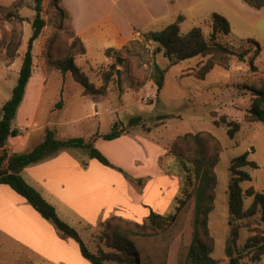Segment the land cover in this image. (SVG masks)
Instances as JSON below:
<instances>
[{"label":"rangeland","instance_id":"1","mask_svg":"<svg viewBox=\"0 0 264 264\" xmlns=\"http://www.w3.org/2000/svg\"><path fill=\"white\" fill-rule=\"evenodd\" d=\"M145 1L148 6L152 2ZM152 4H158V9L163 10L161 17L156 18L158 16L152 15L150 6L141 8L134 0H44L43 16L46 26L33 48L34 66L30 91L13 125L18 127L20 123L26 130L31 127V116L39 101L38 82L45 75L47 88L34 123V127L38 128L33 132L29 129L26 149H32L42 142L50 129L60 139L83 137L112 163L105 165L98 159L91 158L88 149H64L58 153L66 152L77 160L85 170L91 171L95 180L85 178V182L70 171L64 177H71L73 189L69 187L68 190L55 193L45 186H35L56 206L60 217L78 229L94 252L100 247L106 248L100 239V223L110 216L105 211L108 202H111L110 195L105 194L103 197L101 182L109 177L111 183L119 185L120 182L115 181L116 175L113 176L115 173L137 186L154 180L156 189L149 194L151 196L148 202L152 205H148V208L161 209L168 217L176 215V219L158 236L135 238L142 264L184 263L192 239L194 205L189 204L177 212V198L185 181V170L169 153V148L180 135L212 132L225 147L217 166V204L210 220L211 231L216 240L212 256L220 260L217 264H230L226 255L232 229L228 189L231 181L230 167L235 157L248 154L249 160L258 164L257 168H244L251 174L252 180L242 183L243 190L254 187L264 193V123L251 122L246 118L255 98L253 89L264 88V9H255L244 2L242 5L236 4L233 0H202L195 6L200 7L196 11L189 8L183 10L186 16L180 24L183 32L200 26L205 35L210 36L212 28L207 20L210 14L221 13L232 25L231 34L223 36L222 42L240 51L251 46L249 38L255 39L260 42L262 53L254 61L256 68L250 62L253 52L245 61L234 56L230 69L217 66L204 80H199L192 74L208 57L183 60L169 68L165 86L158 93L153 78L154 65L158 63L166 67L168 61L158 52L157 43L147 38V34L160 31L178 21L179 6L185 2L169 0L167 7L160 6L159 1ZM34 6V0H0V41L5 36H10L14 29L21 38L16 58L8 57L6 50L0 48V115L3 113L2 103L12 97L13 89L18 83L23 58L33 34ZM8 12L18 13L25 20L7 21L5 14ZM74 34L80 37L85 48V53L75 54V61L97 86L102 85V70L114 64L117 57L123 58L124 62L118 65L122 71V92L116 84H111L106 95H85L83 86L70 73L63 75L56 69L50 55L53 41L57 37L68 38ZM108 49L113 50L110 56H107ZM61 100L60 107L58 104ZM135 116L142 117L141 125L130 127L129 121ZM222 118L240 124V130L234 137L229 135L230 126L226 122L219 125L215 123V120ZM116 122L119 123V129L127 128L129 133L117 139H105L103 135L110 133ZM97 179L102 180L99 183ZM122 186L120 184L121 189H125ZM125 190L123 191L127 197L137 199L138 194L134 193V188L133 192L128 191L132 195ZM252 200L253 197L246 196V208ZM26 205L32 208V213L26 212L19 219L28 222V227L34 228L37 224L45 228L47 224L53 231H58L52 221L43 218L27 201ZM132 208L128 205L125 208L119 206L111 213L132 214ZM140 219L138 220L142 221ZM58 233L57 235L60 234ZM250 235L247 229H242L240 245ZM2 237L0 235V264H54L42 257L23 252L15 242ZM85 260V264H92ZM57 264L84 263H79L71 253V257L67 256L66 260Z\"/></svg>","mask_w":264,"mask_h":264},{"label":"trees","instance_id":"2","mask_svg":"<svg viewBox=\"0 0 264 264\" xmlns=\"http://www.w3.org/2000/svg\"><path fill=\"white\" fill-rule=\"evenodd\" d=\"M35 1V18L33 20V34L28 42V47L23 58L19 72L17 85L13 89L12 97L3 106V117L0 120V147L9 143L10 137L21 134L19 129L13 125L18 110L25 98L26 89L33 76L35 41L42 34L46 26L44 13V0ZM255 9L264 8V0H242ZM7 21H24L18 13L8 12L5 14ZM180 16L178 21L169 24L160 31L149 32L147 38L157 43L158 52L168 61V66L162 67L158 63L154 65V81L158 93L165 86L166 74L169 68L177 65L183 60L202 56L208 59L196 70L192 76L204 80L217 66L230 69L234 56L240 61H245L247 56L253 52L250 62L256 68L254 61L262 53V46L255 39H248L251 44L248 48L240 51L233 46L221 41L223 36L232 32L229 19L214 12L210 14L207 22L212 28L210 36H206L200 26H194L187 32L181 29ZM69 39H72L70 41ZM21 46V38L17 30H13L10 36H5L0 41V48L6 50L8 57L16 58ZM51 61L58 71L63 75L70 73L73 79L83 86L85 95H106L111 84H116L122 92V71L118 68L124 62L122 57L109 68L102 70V85L97 86L90 81L89 76L79 67L75 61L76 53H85L79 36H68V38L57 37L51 46ZM112 49L107 50V56L111 55ZM255 98L248 110L246 118L251 122L264 123V88L253 89ZM62 100L58 106L61 107ZM142 117L135 116L129 121V126L141 125ZM226 122L229 135L234 137L240 130V124L228 122L225 118L215 120L219 125ZM115 123L112 131L103 135L107 140H113L129 133L127 128H118ZM88 149L90 157L98 159L105 165H112L108 158L83 137L60 139L54 130H48L46 138L29 152L9 153L4 150L0 154V184L8 185L23 196L43 218L52 221L64 238L75 240L81 255L92 264H142L141 252L138 249L135 238L154 237L164 232L174 222L176 215L170 217L150 208V213L142 220L137 221L118 214L110 215L101 225V242L106 248L100 247L98 251H92L76 227L63 220L58 214L57 208L49 202L43 194L31 185L22 172L25 168L35 165L47 158L52 157L64 149ZM225 147L220 139L210 131L197 133H186L178 136L169 153L173 155L185 170V181L181 188V194L177 198V212L186 208L189 204L193 207L192 239L183 264H217L220 262L212 256L216 240L210 227L211 214L216 209L217 188L219 177L217 166L222 159ZM258 167L257 162L251 161L248 154L235 157L232 160L230 171L231 181L229 184V208L231 212L230 225L231 236L229 238L226 255L230 264H264V193L250 187L243 190L242 183L252 180V176L244 168ZM253 197L248 208L245 207V198ZM259 216V218H257ZM247 229L251 235L247 237L244 244L240 245L241 231Z\"/></svg>","mask_w":264,"mask_h":264},{"label":"crops","instance_id":"3","mask_svg":"<svg viewBox=\"0 0 264 264\" xmlns=\"http://www.w3.org/2000/svg\"><path fill=\"white\" fill-rule=\"evenodd\" d=\"M155 1H159L160 6L167 7L166 4H168L169 0H152V2L149 4V6L152 8V15L156 14L158 16L156 18H159L161 17V15H163V10L158 9V4H152ZM200 1L202 0H184L185 4L179 6L178 16H183L185 19L186 16L183 10L189 8L192 9L193 12L196 11V9L200 7L196 8L195 6ZM233 1L236 4L240 5H242L243 2L242 0ZM134 2L139 3L141 8L149 7L145 0H134ZM31 79L26 89L25 99L23 100V103L21 105H24L26 103V97L28 95V92L30 91L29 89L31 86ZM38 85L40 88V94L38 98L39 101L36 109L31 116V127L29 128L30 132H33L38 128L34 127V123L36 122L40 104L47 88V77L45 75L38 82ZM3 104L4 103H2L1 108ZM21 107L22 106H20L18 110V116L21 112ZM2 117L3 113L2 115H0V120L2 119ZM16 128L19 129V131H22H20L21 134L18 136L10 137L9 143L5 147H0V154L4 150H7L9 153L29 152L38 145L37 144L32 149H26L28 137L30 136L29 129L26 130L20 123ZM92 164H95V162H92ZM70 171H72L71 173L74 172L77 175L75 177L81 178L85 182L87 181L85 178L95 180V178H92L90 170H85V167L83 165L79 164L77 160L73 159L66 152H61L58 154L56 153L50 158H47L35 165L25 168L22 172V175L34 187L37 185L43 187L45 186L50 192L59 193V191L62 192L72 187L73 180L71 179V177H64V175H66L65 173ZM114 175H116L115 177H117L115 181L120 182V184L123 185L122 187H125L126 190L122 188L123 190H125L126 192H133L134 188V193L138 194V197L137 199H133L132 196L127 197L124 191L121 189L120 184L118 185L116 183H111L108 179L109 177L106 178V180H103L101 182L103 187V197L106 194V196L110 195L111 199V202H108V207L105 210L106 214L112 215L111 212L115 210L116 207L121 206L125 208L126 205H128L129 207L132 206L134 208H132L133 210L130 211L132 214H122V216L130 219L137 217L138 219L141 218L140 220H143L150 213V208H148V205L151 206L152 204L148 202V198L151 196L149 194L153 192V189H156V183H153L154 180H149L142 186H137L135 184H132L131 182H127L124 177L119 174L115 173L113 174V176ZM101 180L102 179H97L99 183ZM57 181H59L58 187ZM105 186L113 189L108 190ZM131 186H133V188ZM128 194L132 195L129 192ZM26 201L27 200L23 196L17 193L10 186L0 184V235L5 238H9L11 242H15L17 244L16 246L19 247L23 252H27L29 255H35L36 257H42L48 262L54 264H57V262L59 261L66 260L67 256L71 257V253L74 259H77L79 263H87L81 255L79 245L75 240L71 238H64L59 233V235H57L58 231H53L51 227L47 226V224H45V228H42L40 225L37 226V224L36 227L30 228L28 227V222H22V220L19 219V217L23 216L26 212L32 213V208L26 205ZM151 208H153L157 212L163 213L161 209H157L154 207ZM138 219L135 220L139 221ZM41 221L45 222L44 219H42Z\"/></svg>","mask_w":264,"mask_h":264}]
</instances>
